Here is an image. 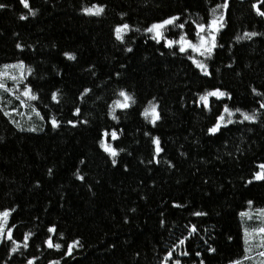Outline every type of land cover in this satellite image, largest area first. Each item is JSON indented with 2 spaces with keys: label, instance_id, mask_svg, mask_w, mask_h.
<instances>
[{
  "label": "trees",
  "instance_id": "trees-1",
  "mask_svg": "<svg viewBox=\"0 0 264 264\" xmlns=\"http://www.w3.org/2000/svg\"><path fill=\"white\" fill-rule=\"evenodd\" d=\"M223 2L29 0L33 16L20 0H0L8 5L0 9V66L23 60L33 69L25 83L39 95L25 107L0 91V211L14 209L8 226H15L14 239L21 243L15 253L10 241L0 244V264H27L33 257L35 264H165L170 250L167 264L176 259L181 264L264 261L259 255L264 248L246 252L244 240L246 228L264 226L257 215L264 208V181L248 183L264 163V109L259 108L264 97L252 92L255 87L264 93V17L252 8L256 0H229L226 24L217 36L223 47L205 61L211 76L188 59L189 51L169 49L144 31L179 14L178 23L187 21L185 29L170 28L166 36L178 38L184 31L192 38L191 21L207 23L211 8ZM97 3L106 6L101 16L82 10ZM120 23L132 29L123 43L114 34ZM246 31L261 35L237 41ZM214 87L231 92L232 99L212 98L211 112L193 103L198 93ZM84 89L91 91L81 99ZM121 89L136 103L117 108L119 119L113 120L111 107L122 99ZM54 92L59 102L51 99ZM149 101L158 104L161 115L155 125L142 115ZM225 103L259 109L257 121L240 123L237 113L232 118L237 122L209 134ZM53 115L60 121L57 128L49 122ZM105 129L118 132V139L108 137L118 151L115 165L100 146ZM154 137L163 148L159 155ZM244 212L253 218L241 216ZM53 225L55 234L48 232ZM192 225L198 231L174 249ZM29 232L33 235L24 248ZM50 235L64 247L48 248ZM74 240L81 246L65 255ZM210 246L214 253L207 251ZM184 251L189 255H181Z\"/></svg>",
  "mask_w": 264,
  "mask_h": 264
},
{
  "label": "snow or ice",
  "instance_id": "snow-or-ice-1",
  "mask_svg": "<svg viewBox=\"0 0 264 264\" xmlns=\"http://www.w3.org/2000/svg\"><path fill=\"white\" fill-rule=\"evenodd\" d=\"M20 2L24 5L25 8L29 9V12L31 15H35L36 11L33 10L29 4V0H20ZM8 7V5L4 3H0V9H4ZM105 5L97 3L92 5L91 7H85L82 10L88 14V15H94V16H101L105 12ZM252 8L255 10L256 14L260 17H264V0H256V3L252 4ZM229 9V0H224L222 4H216L214 7L211 8V19L207 22H197L195 20L191 21V23L195 26L194 27V36L192 38H189L188 32L182 31L178 38H168L166 36V32L170 28H179L181 30L185 29V24L187 23H178L181 19L180 15H170L166 18H162L158 21L153 22L151 25H149L147 28L144 29L145 32L151 34V38L155 40L157 43H160L161 41H164V46L169 49H175L178 48V51L180 53H187L189 50H192L193 52H196L199 54L200 57L203 59H197L194 56L189 55L188 59L192 61V63L196 66L197 69L200 70V72L205 76H211L212 73L208 70V65L205 62L207 59H210L215 50L218 47H223V45L218 44L217 36L221 32V30L225 27L226 24V18L225 14L227 10ZM21 19H28L27 16H21ZM131 26L128 23H120L115 26L114 28V34L118 41L121 43L125 42V36L128 32H130ZM139 31V29H137ZM261 35V33H258L256 31H246L242 36H237L236 40H251L253 37ZM17 48H22V45L17 44ZM128 52L132 51V48H127ZM173 55L176 54L174 51L172 53ZM65 56H67L69 59L75 60V55L71 53H65ZM231 67V65H229ZM33 72V69L31 67H28L25 65V62L23 60H19L16 63L13 64H4L0 66V91L3 93H9L12 96H14L17 100H19L20 104L28 107V102L30 101H37L39 99V95L35 93L32 89L31 84H26L25 81L27 80V77L31 75ZM27 74V75H26ZM119 75V73H117ZM12 82V86L10 87L8 82ZM91 89H84V92L81 93V99H83L84 95L90 92ZM252 92L264 97V93L258 92V90L253 87ZM119 96L122 99H117L113 101V105L111 107L110 114L112 116L113 120H118V116L116 115V109H128L133 104L136 103V100L133 95L128 93L126 90L121 89L119 92ZM26 98V99H25ZM212 98H215L216 100H223L224 98L232 99V93L223 90L220 87H214L212 89H205L202 93L197 94V98L194 99L193 103L196 104L197 107H200L201 105L203 108L207 109L209 112L212 111ZM51 99L54 101L59 102V92L52 93ZM155 99V98H154ZM260 109H264V99H261ZM13 111H16V109H13ZM32 111L36 113V115L40 116L41 119H44V116L40 114V111L33 105ZM80 108L75 109V115H79ZM240 113V115L243 117L242 120H240V123H243L244 121H251L255 122L258 119L259 116V109L249 112L242 110L239 107L231 108L228 104L223 105V110L220 112L218 116L215 117V123L207 129L209 134L216 135L221 131L222 128L227 127L229 124H233L237 121H234L232 118L237 114ZM4 115L9 116L11 115V112H4ZM142 115L148 119H151V123L155 125L157 121L161 119L160 112L158 111V104L154 103L153 101L148 102V106L144 108ZM227 117V119H226ZM15 122V121H14ZM51 126L53 128H57L60 126V121L53 115L50 117ZM69 124H75L77 121H68ZM87 123V121H85ZM17 127H20L19 124H17ZM31 131H35L36 129H30ZM111 136L112 140H116L119 138L118 132L116 129H112L111 132L107 129H105L102 133V139L100 141V146L103 148V150L108 153L112 159V163L115 165L117 163L115 157L118 155V151L115 147L112 146V144L108 143V137ZM153 144L155 145V152L156 155H159L163 148L161 147V142L159 137L153 138ZM120 151H123L122 149ZM151 162V161H150ZM159 161L157 160V163ZM259 171H256L252 179L248 181L249 184L253 182V180L256 181H264V163H261L258 165ZM51 169H49V173L51 174ZM79 179L83 180L84 177L82 175L79 176ZM249 205H252V201L248 202ZM175 207H181V205L175 204ZM14 209H5L3 211H0V244L4 243L5 240L10 241L12 243V247L10 249L11 252L15 253L17 252L20 247L21 243L17 242L14 239L13 236V228L8 226V220L11 216ZM196 216H203L207 215V213L203 212H196L194 213ZM257 215L259 218H261V223L264 225V208L257 210ZM241 216H247L249 220L253 218L252 214L250 212H244L241 213ZM164 221H161V224H163ZM57 229L56 227L50 226L48 228V232L50 233H56ZM198 231L196 225H192L190 228V231L188 232V235L184 238L179 240V243L176 245H173V248H179L181 245H185L186 241ZM33 235V233L29 232L24 235L23 237V247L27 248L29 245L27 241L29 238ZM61 236H63L62 233H60ZM257 236L259 237V240L257 242ZM231 239V237H229ZM244 240H245V251L251 252L253 250V246L258 248H264V226H260L259 228L253 229L251 232L246 228L244 230ZM207 242V241H206ZM45 243L48 248H55L57 250L64 247V245L60 243H54L53 237L50 235L45 240ZM80 241L74 240L72 243H69L67 245V251L65 252V255L71 256L73 253V249L75 247H80ZM208 252H215L216 248L209 247L207 249ZM181 255H189L187 251H184L181 253ZM197 256H200L201 253L197 252ZM261 257H264V251H261L259 253ZM173 251H168L167 256L165 257V264H167V261L172 258ZM245 259H248L246 256ZM36 258L33 257L32 259H29L27 261V264H35ZM49 264H59V261H50ZM174 264H181V261L179 259H176L174 261ZM200 264H204V261L201 260ZM230 264H241L240 261H232ZM261 264H264V261L261 262Z\"/></svg>",
  "mask_w": 264,
  "mask_h": 264
},
{
  "label": "bare ground",
  "instance_id": "bare-ground-1",
  "mask_svg": "<svg viewBox=\"0 0 264 264\" xmlns=\"http://www.w3.org/2000/svg\"><path fill=\"white\" fill-rule=\"evenodd\" d=\"M163 259H161V261H162Z\"/></svg>",
  "mask_w": 264,
  "mask_h": 264
}]
</instances>
